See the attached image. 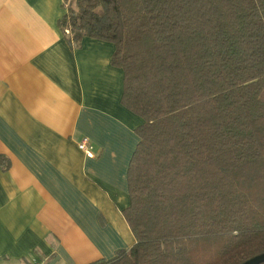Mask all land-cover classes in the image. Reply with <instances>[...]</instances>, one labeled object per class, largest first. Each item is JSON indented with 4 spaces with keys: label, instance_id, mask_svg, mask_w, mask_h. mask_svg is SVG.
Segmentation results:
<instances>
[{
    "label": "trees",
    "instance_id": "obj_1",
    "mask_svg": "<svg viewBox=\"0 0 264 264\" xmlns=\"http://www.w3.org/2000/svg\"><path fill=\"white\" fill-rule=\"evenodd\" d=\"M67 41L114 45L141 118L122 210L135 242L89 264H240L264 252V0H74ZM66 33V32H65Z\"/></svg>",
    "mask_w": 264,
    "mask_h": 264
},
{
    "label": "crops",
    "instance_id": "obj_2",
    "mask_svg": "<svg viewBox=\"0 0 264 264\" xmlns=\"http://www.w3.org/2000/svg\"><path fill=\"white\" fill-rule=\"evenodd\" d=\"M65 13L0 0V264H89L135 242L122 210L142 120L120 103L113 43L69 44Z\"/></svg>",
    "mask_w": 264,
    "mask_h": 264
},
{
    "label": "built area",
    "instance_id": "obj_3",
    "mask_svg": "<svg viewBox=\"0 0 264 264\" xmlns=\"http://www.w3.org/2000/svg\"><path fill=\"white\" fill-rule=\"evenodd\" d=\"M66 33H68L67 30H65ZM89 141L87 137H82L81 140L78 142L77 146L78 148L83 151L86 155H88L89 157H92V153L90 151L89 145H88ZM31 264H43L42 262H32Z\"/></svg>",
    "mask_w": 264,
    "mask_h": 264
},
{
    "label": "water",
    "instance_id": "obj_4",
    "mask_svg": "<svg viewBox=\"0 0 264 264\" xmlns=\"http://www.w3.org/2000/svg\"><path fill=\"white\" fill-rule=\"evenodd\" d=\"M240 264H264V252L253 256Z\"/></svg>",
    "mask_w": 264,
    "mask_h": 264
},
{
    "label": "rangeland",
    "instance_id": "obj_5",
    "mask_svg": "<svg viewBox=\"0 0 264 264\" xmlns=\"http://www.w3.org/2000/svg\"><path fill=\"white\" fill-rule=\"evenodd\" d=\"M65 5H66V8L69 7V6H75L74 4V0H65ZM67 36H68V33H65Z\"/></svg>",
    "mask_w": 264,
    "mask_h": 264
}]
</instances>
